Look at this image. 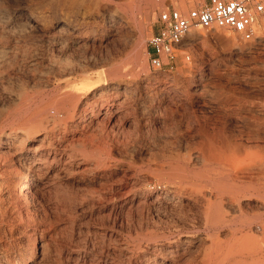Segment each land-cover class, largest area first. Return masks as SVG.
Returning a JSON list of instances; mask_svg holds the SVG:
<instances>
[{"label":"rangeland","instance_id":"1","mask_svg":"<svg viewBox=\"0 0 264 264\" xmlns=\"http://www.w3.org/2000/svg\"><path fill=\"white\" fill-rule=\"evenodd\" d=\"M101 1L76 0L66 7L71 20L84 24L83 34H96L89 45L64 49L55 43L67 35L49 33L57 15L48 7L40 13V34L25 44L27 54L11 59L9 69L0 73V127L6 126L0 129V264H264V217L255 219L264 213V187L261 198L226 195L229 223L211 225L204 208L209 198L214 200L212 189L197 179L184 183L179 178L208 169L209 151L264 157V18L257 25L260 39L252 41L226 30L194 31L177 52L174 69L155 71L148 41L159 14L168 9L187 13L207 0H111L117 16L112 31L102 16L106 0ZM141 4L149 11L143 40L142 16L132 19ZM137 46L140 60L132 62L128 57L138 53ZM113 61L136 76L118 91L123 104L115 121L99 124L91 141L76 143V157L65 167L50 172L41 166L32 173L30 151L40 145L42 131L34 123L19 131V117L10 116L15 104L9 94L24 86L28 91L64 90L56 69L62 63L96 77ZM62 116L45 115L43 126H57ZM241 167V179L262 181L259 166ZM24 176L37 183L18 204L14 181ZM161 194H170L171 203L159 199Z\"/></svg>","mask_w":264,"mask_h":264},{"label":"bare ground","instance_id":"2","mask_svg":"<svg viewBox=\"0 0 264 264\" xmlns=\"http://www.w3.org/2000/svg\"><path fill=\"white\" fill-rule=\"evenodd\" d=\"M74 1H76V0H58V1L57 0H0V73L3 70L9 69V63H10L11 59L13 60L14 58H18L19 56H22L23 54H25V52L28 50L25 44H27L26 42L33 35L40 34V32H41L40 31L41 28H40V24H39V20H41V14L40 13L48 7H52L53 12L55 11V14L57 15V17L54 19L55 22L52 24V30L49 31V33H52V32L58 33V35H60V36L67 35L66 39H64V36H62V38H60V39H55V40L53 39L55 43H58L59 46H62L65 49V48H68L70 45H75L76 47L78 45L81 48V45H84L86 43L88 44L89 42H91V40H92L91 37H95L96 34H93V32H84V34H83L82 29L85 28L84 24L74 22L73 20H71V18H69L71 11H69V9H67L66 7H68V4H70V3H71V5H73ZM146 1L148 3H152L153 0H146ZM146 1H145V3H146ZM102 3H104V2H102ZM102 9L105 12L104 15L102 13L104 23L109 27V30L112 31L113 28L117 24V19H116L117 16L113 13L115 8L114 9L112 8V1L106 0L105 4L102 6ZM135 10L137 11V13H134V12L132 13L133 21L134 22L137 21V19L139 18L137 15H141L143 18L138 22L140 25V28H139L140 29V32H139L140 36L139 37L142 38L143 37L142 36L143 20L148 19L149 11H148V8L143 7L142 4L138 5L135 8ZM115 12H117V11L115 10ZM58 15H60V16H58ZM141 16H140V18H141ZM48 17H49V15H48ZM118 19H119V17H118ZM120 19H122V18H120ZM262 26H264V20L262 22ZM115 28H117V27H115ZM117 31L118 30H116V32ZM82 35H83V38H82ZM189 36H194V34L190 33ZM50 39L47 38L46 40H50ZM142 40H143V38H142ZM142 40L141 41L139 40V43H141ZM46 44H48V43H46ZM77 48H79V47H77ZM235 48H237V47H235ZM137 49H138V46H137ZM139 51L140 50L138 49V53H137V51L135 50V52H136L135 56L134 57L132 56L131 58L128 57V58L132 62H136V61L140 60L139 59V55H140L139 53L141 51L140 52ZM27 52H26V54H27ZM37 53H39V52H37ZM239 53L240 52H238V54ZM28 54H30V53H28ZM35 58H36V56H35ZM14 62H15V59H14ZM138 63L139 62H137V64ZM63 64L64 63L60 64L59 66H56V69H57V73H58L59 78H60V80H59L60 82H58V81L57 82L59 83L60 86L61 85L65 86L64 90L48 93V92H46L48 89L45 91V90H35L33 88V91H28L27 88L24 89L25 88L24 85L26 83L23 82L24 88H22V91H20L19 93L15 92L14 94L10 93L9 97H8L10 99V102L12 100V102L15 104L14 105L15 108H13L12 112L11 113L9 112V113H10L11 117L15 118V120H16V117H19L18 118L20 121V126L18 127L19 131L21 129L27 128L26 126L30 125L31 123L36 124L42 131V137L40 139V145L38 147H36V149L33 152L30 151V154L32 156V158H31L32 159L31 160V165H32L31 171H32V173L33 172L37 173L36 171H39L41 166H45L51 172V170H55L56 167H62L63 168V167H65V165L68 164V161L74 160L76 156H75L74 152L72 151L73 150L72 148L76 143L78 144L82 141L85 143L86 141L90 140V138H93L94 137V130H96V127H98L99 124H101V123H104V124L107 123L108 124V123H112L113 121H115L116 117L119 115L118 114L119 113V106L122 103V102L119 103L120 98H118L119 97L118 91H119V89L123 83L129 84L136 77L133 72L121 69V66L116 61H113V63H111L109 66H104L103 68H101V70H99L96 73V77L91 76L90 75L91 72L88 74V71L86 69H83V68L78 69L75 67L69 68V67H67L69 65L65 66ZM70 67H72V66H70ZM51 68H52V66H51ZM53 68H55V66ZM31 72H33V71H31ZM58 75H57V78H58ZM1 76H3V75H1ZM5 76H4V78H5ZM31 79L34 81V80H36V77L32 76ZM55 79H56V77H55ZM21 85L22 84H20L19 86H21ZM34 85H36V83ZM49 85H51V84H49ZM59 85H58V87H59ZM23 86H21V87H23ZM53 88H55V87H53ZM235 88L236 87H234L233 89H235ZM122 104H121V107H122ZM8 105L10 106L9 103H8ZM244 105H246V104H244ZM251 105L253 106V104H251ZM254 105L257 106L256 104H254ZM261 105H263V104H261ZM242 109H246V108L242 107ZM250 109H248V110H250ZM259 110H260V108H259ZM259 110H258V112H259ZM51 113H55V115H59V116H61L63 114L64 116L59 118L61 121L60 124H58L57 126L48 128V127L43 126V122L45 120L44 116L49 115ZM247 114H249V113H247ZM257 114H259V113H257ZM9 118L10 117L8 116V119ZM121 119H124V118H120V120ZM120 120H119V122H120ZM248 120H250V119H248ZM252 120H250V121H252ZM6 121H7V119H6ZM69 122H72L73 124L70 125ZM14 123H15V121H14ZM14 123H11V124H14ZM17 123H19V122H17ZM256 123H257V121H256ZM198 124H199V122H198ZM5 127H3V128L0 127L2 132H4V130L6 129ZM254 127H257V126H254ZM11 128H13V127H11ZM14 128H15V126H14ZM258 128H259V126L257 127V129ZM16 129H17V127H16ZM104 129H106L105 126H104ZM204 130L205 129H203V131ZM16 132L17 131H13L11 133H16ZM101 133H102V131H101ZM247 133H249V131ZM16 136H17V134H16ZM259 139L260 138L258 137V141H259ZM235 142H236V140H235ZM239 142L240 141H237V143H239ZM241 143H242V141H241ZM212 145H213V143H212ZM200 146H201V144H200ZM250 146H252V145H250ZM229 148H230V146H229ZM253 149H255V148H253ZM172 153H173V151H172ZM256 154L247 152L245 156H241L240 152H238V151H235V152L225 151L221 155L217 156L216 154L209 151V155L207 157L208 163H209L208 169L202 170V169H205V168H202L201 171H199L198 173H195L193 175H188V174L185 175V173H186L185 172L184 175H181V177H179L181 179V182H184V183H188L192 178L197 179V181H202V182L207 183V186L210 189H212V191H213L212 194L214 196V200H212L213 197L209 198V196H208L207 198H209V200L207 201V204L204 208V215L206 217L208 224L217 225L223 221L228 222V220L226 219V213H228V212L225 211V209H224V198L226 195L230 196V199H232V200H234L235 198H238L240 195L245 196V197L252 196V195H256L259 198L262 197V190L261 189L264 187V181H263L264 180V172H263L264 157L260 156L258 154L256 155ZM76 155H77V153H76ZM174 155H176V153ZM174 155H172V156H174ZM84 158L86 159V157H84ZM202 158H203V156H202ZM205 161H206V159H205ZM198 162H199V160H198ZM80 163H83V162L81 161ZM178 164H180V163H178ZM206 164L207 163H205L204 165H206ZM210 164H214V165H210ZM255 164L257 166H259L260 169H262L261 174H260L261 176L259 178L262 181L255 184L249 178L248 179H245V178L241 179V176H240L241 168H242L241 166L243 165L244 167L248 168V167H252ZM238 166H240L241 168L238 169ZM73 167H74V165H73ZM253 168L254 167H252V169ZM256 168H258V167H256ZM171 169H173V168L171 167ZM252 169H248V170L251 171ZM258 169H254V170H258ZM174 170L176 171V168ZM194 171H196V170H194ZM252 172L254 173V171H252ZM246 173L248 175L249 172L246 171ZM246 173H244L243 176H245ZM258 174L259 173H257V175ZM56 175H57V173H56ZM251 176H254V174H252ZM258 177H256V178H258ZM171 179H172V177H171ZM15 182H18V183H17L16 187H14L15 188L14 194L12 191L11 192L13 194L14 202L19 204L22 201V198H24L27 195L28 190H31L30 188L33 185H35V183H37V182H35V180H33V179H29L27 176H24L22 179L18 178V180H15L14 185H15ZM212 194L211 195L209 194V195L212 196ZM180 197L185 198L184 196H180ZM183 198H180V199H183ZM159 199L164 200V202L167 204H170L171 203L170 200L172 198L170 197V194H168V195L161 194ZM178 200H179V198H178ZM226 200H228V199H226ZM225 203H228V202H225ZM231 203H233V202H231ZM240 203H241V201H240ZM238 204H239V202H238ZM237 207H236V209H237ZM233 211H235V209ZM236 212H238V209ZM263 215H264V213L262 212V213L258 214L257 217H255V216L254 217H255V219H259L258 220V222H259L262 220V217H264ZM241 217L243 218V216H241ZM241 217H238V218H241ZM260 218H261V220H260ZM236 220H237V218H236ZM235 223H236V221H235ZM250 226H253V225H250Z\"/></svg>","mask_w":264,"mask_h":264},{"label":"built area","instance_id":"3","mask_svg":"<svg viewBox=\"0 0 264 264\" xmlns=\"http://www.w3.org/2000/svg\"><path fill=\"white\" fill-rule=\"evenodd\" d=\"M262 18L264 0H207L187 13L162 11L148 41L151 66L155 71L174 69L177 52L194 31L226 30L240 34L244 41L260 39L257 25Z\"/></svg>","mask_w":264,"mask_h":264}]
</instances>
